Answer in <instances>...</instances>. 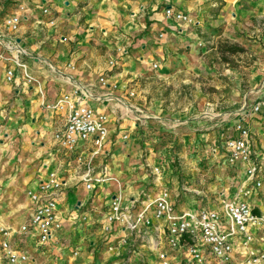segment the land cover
<instances>
[{
    "label": "crops",
    "instance_id": "1",
    "mask_svg": "<svg viewBox=\"0 0 264 264\" xmlns=\"http://www.w3.org/2000/svg\"><path fill=\"white\" fill-rule=\"evenodd\" d=\"M167 8L193 22L167 20ZM44 9L51 16L43 15ZM10 17L21 20L14 32L5 27ZM234 23L240 35L235 39ZM219 27L224 29L223 36L237 44L219 39V54H239V59L247 61L246 68L233 66L222 80L215 79L210 63L216 55L210 40L220 38H214ZM12 40L24 53L21 60L33 81L30 85L20 80L7 83L5 71L12 65L0 63V227L17 231L25 223L30 206L27 193L34 192L50 173L66 184L57 208L62 229L43 249L28 241L33 264H160L148 245L155 241L167 250L162 222H153L145 242L113 225L110 232L104 230L116 197L129 205L143 193L154 197L158 192L150 172L154 167L165 170V158L147 146L152 140L147 126L157 127V121L146 120L147 115L174 122L178 133L188 132L185 140L190 145L206 127L203 142H209V148L219 145L223 154L219 140L223 133L218 134L217 127L241 121L250 133L251 158L264 185V118L251 112L253 105H264V0H0V54L6 58L11 55L6 43ZM224 44L231 47L221 50ZM153 64L158 65L156 71ZM101 77L106 78V86L99 84ZM200 80L204 81L201 85ZM194 86L193 100L178 105L181 109L171 115L174 109L163 106L166 98L161 93L175 87L178 98L185 100L184 88L189 91ZM205 86L217 93L210 95ZM76 88L88 94L85 105L107 116L108 135L100 148L96 138H91L68 153L55 141L66 115L46 106ZM132 90L137 96L127 98ZM158 92L160 97L154 99ZM134 108H142L139 117L146 127L137 121ZM202 112L213 116L199 121ZM231 135L236 136L234 130L227 137ZM79 155L92 161L95 177L108 181L87 190ZM231 171L229 186L236 194L244 182L243 173L235 177ZM169 175L173 173L164 171L160 183L170 189L176 212L204 207V198L193 205L185 203L181 197L192 189L183 184L174 188L178 174ZM263 201L264 189L250 201L255 213ZM169 256L171 264H182V256Z\"/></svg>",
    "mask_w": 264,
    "mask_h": 264
},
{
    "label": "built area",
    "instance_id": "2",
    "mask_svg": "<svg viewBox=\"0 0 264 264\" xmlns=\"http://www.w3.org/2000/svg\"><path fill=\"white\" fill-rule=\"evenodd\" d=\"M42 13L51 16L48 9L42 10ZM165 18L179 23L193 22L187 15L172 8L165 10ZM20 21L18 17H10L5 21V27L14 32ZM49 24L52 25L53 20ZM6 44L5 50L11 54L10 57L0 54V63L10 62L12 65L5 71L6 82L20 80L27 85L32 84L33 80L21 60L24 53L13 40ZM68 69L73 71L74 67L68 65ZM152 69L156 71L158 65L153 64ZM106 83V78L99 79L100 85L106 86ZM87 97L84 90L76 88L61 95L54 104L46 106L48 110L66 115L64 128L55 135V141L68 153L75 152L91 138H96L95 145L100 148L108 135L107 116L85 105L83 101ZM129 97H134L133 91ZM121 105L126 106V103L121 102ZM134 110L138 114L137 121L142 122L144 118L139 117L143 115L142 110ZM251 112L264 118V105H254ZM233 127L236 136L227 137L223 147L227 165L230 170H234L235 177L240 175L239 172L243 173L244 182L235 195L226 196L220 192L216 208L203 205L200 209L178 213L170 189L160 183L163 171L160 167H154L150 174L159 186L156 195L149 197L143 193L129 205L116 197L110 204L104 230L110 232L109 226L113 225L122 228L128 236H135L145 242L153 222H162L167 250L161 249L155 241L148 245L151 251L156 252L160 264H171L170 253L182 256V264H264V252L261 250L264 245V201L258 213L250 204L253 198L259 197L264 185L259 177L260 169L251 158L249 131L241 121ZM84 157L79 155L77 162L85 169L82 175L85 188L90 190L94 184L108 181L103 177H95L92 161ZM65 186L55 173H50L34 192L27 193L30 206L25 223L17 231L0 227V264H33L28 241H34L36 248L43 249L61 231L57 208ZM192 192L204 198L202 192ZM13 238L17 242H12ZM122 243L124 245L126 241ZM76 256L77 253H73V257Z\"/></svg>",
    "mask_w": 264,
    "mask_h": 264
},
{
    "label": "rangeland",
    "instance_id": "3",
    "mask_svg": "<svg viewBox=\"0 0 264 264\" xmlns=\"http://www.w3.org/2000/svg\"><path fill=\"white\" fill-rule=\"evenodd\" d=\"M233 25H234L233 35L235 34L233 36V39H235V37L239 38L240 35L236 33L237 23H234ZM219 29H220L219 34H216L214 38L217 36H220V38L216 40L215 39L210 40V42H214V43H210L211 44L210 46H212V48L214 47L216 48V52H215L216 55H214V57L212 56V59H210V63H213V67L215 68V72H216L215 79L222 80L224 79L223 74H226V71L232 68L233 66L240 67L241 69L246 68L247 61L245 59H239L238 58L239 54L234 56L224 55V57H222L221 54H219V50H220V47L218 45L219 42L221 40L225 41L226 39H228L225 36H223L224 29L221 27H219ZM245 40L252 42L250 38L249 39L247 38ZM226 41L232 44V46L237 45L236 43H233L229 39ZM229 46L231 47V45L229 44L226 45L224 44L221 47V50H225ZM191 82H193L194 84V79H191ZM202 83H204V81L200 80L199 85H201ZM154 85L155 87L159 86V82H155ZM189 86H191V84ZM228 86H230V84H228ZM205 88H208L207 91L210 93V95L213 93H217L213 88H209L206 86ZM193 89L197 90L196 86H194V88L192 87L189 91L185 90L184 88V92L186 95L185 100L184 99L180 100L178 98L176 91H174L175 87L170 88L168 91H165V93L162 92L160 96L166 98V101L165 102L163 101V106L166 105L169 107V109L172 108L174 109L171 115L174 112H178L179 109H181V106L179 107L178 105H182L183 102H187V101L189 102L193 100L191 97L192 94H190L191 91H194ZM154 94H156L153 96L154 99H158L160 97L159 92ZM134 96L136 97L137 94L135 95L134 93ZM127 98H130L129 95L127 96ZM169 98H171L170 103L172 105L169 104L170 101ZM139 109L142 110V108ZM202 113L203 114L198 116L199 121H204L207 118H211L213 116V113H208V112H202ZM147 117L148 118L146 120L148 121L150 119L157 121L156 122L157 127L155 128L152 126L150 127V125H148L147 123L145 124L142 122L143 125L141 127H146L148 125L147 131L150 133L149 137L152 139L151 143L147 144V146H150L154 152L159 151L161 158L162 157L165 158V163H162L163 165L162 167L165 169L163 170V174L164 171L166 172L171 171L174 177L176 176V173L178 174L179 177L177 180L178 183L176 184V181L174 179L175 181L173 184L174 188L178 187L180 189L183 184L186 187H189L187 189L197 190L202 193L207 192L206 194L203 195L204 196L203 204L206 206H217L218 195L220 192H225L226 195H231V196L235 194V191L234 190L232 191V189L229 186L230 185L229 181L233 180V174L229 166L227 165L224 154L221 152L222 150L220 151L217 149L219 145H216L215 147L210 146L209 148V142H203L202 140L201 135H205L208 133L207 131H204L206 127L200 129V131L196 133V135H199L197 136V141L194 144L190 145V143L185 140L186 138L189 139V137H187L188 132L183 134L178 133L177 128L172 127L174 122H172L171 120H167V119L159 120L155 116H149V115H147ZM228 126L217 127L218 128L217 130H219L218 134L223 133L221 135V138L219 139L221 142L222 141L224 142L227 136L230 135L234 130L233 126L232 127L231 125ZM198 137L200 138L199 141H198L199 139ZM213 150L217 151L216 155L213 154ZM179 174H181L180 175L181 177L179 176ZM173 175H169V176H173ZM192 190L189 193L183 191L184 193L187 194L181 197V199L184 198L183 200H185V203L191 205H193V203H197L199 200L202 199L201 196H197L195 193L192 192ZM175 193L176 190L175 192L173 191V195ZM180 196L181 195L175 197V200H178Z\"/></svg>",
    "mask_w": 264,
    "mask_h": 264
}]
</instances>
